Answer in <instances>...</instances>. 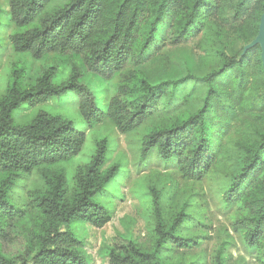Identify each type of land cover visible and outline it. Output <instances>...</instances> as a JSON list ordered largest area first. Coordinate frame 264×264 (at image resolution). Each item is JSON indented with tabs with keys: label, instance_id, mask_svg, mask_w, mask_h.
<instances>
[{
	"label": "trees",
	"instance_id": "1",
	"mask_svg": "<svg viewBox=\"0 0 264 264\" xmlns=\"http://www.w3.org/2000/svg\"><path fill=\"white\" fill-rule=\"evenodd\" d=\"M7 1L13 49L43 66L29 80L13 61L0 92V264H92L72 226L112 220L97 198L125 163L109 138L70 175L86 131L47 111L14 118L69 95L90 128L108 119L134 137L141 161L216 180L234 235L264 264V66L251 45L264 0ZM171 185L145 186L147 234L106 246L109 264H243L233 234L207 247L206 208Z\"/></svg>",
	"mask_w": 264,
	"mask_h": 264
},
{
	"label": "rangeland",
	"instance_id": "2",
	"mask_svg": "<svg viewBox=\"0 0 264 264\" xmlns=\"http://www.w3.org/2000/svg\"><path fill=\"white\" fill-rule=\"evenodd\" d=\"M0 6L3 10L0 16V92L5 89L9 79L10 67L13 61H22L28 66V79L33 80L43 61L34 60L29 54L17 53L9 40V35L14 31L9 12L7 0H0ZM73 95L57 97L52 101L39 104L31 109H23L27 104H23L22 109L14 112V118L17 123H26L40 111H47L53 114H61L72 120L75 127L84 130L87 133V139L81 153L70 162H67V169L70 175L75 170L77 164L88 162L95 150V139L108 137L112 148V160L123 158L125 165L122 172L117 176L115 185L110 187L106 195L100 196L98 202H101L112 214V220L103 228L78 223L72 226L73 231L79 236L86 235V249L92 259V264H109L104 255V249L112 245L116 240L122 237L145 238L146 218L148 211L146 198L143 190L147 184L159 186L163 183L166 187L172 186L178 192L187 190V199L198 203L206 208V224L211 227L208 229L210 235L214 238L211 241L209 249H212L215 243L220 239L233 234L234 245L230 249L233 255V262L243 264H258L252 255H249L244 249L239 235H234L230 227L228 216L222 209L220 200L214 194L216 180L208 179L203 181H188L182 179L176 168L166 167L163 163L154 161L147 163L141 161L140 156L135 155V149L132 144L134 137L128 139L120 133L113 122L105 120L103 123L90 128L84 121L79 110L77 100ZM126 161V162H125ZM127 166V167H126ZM116 178V179H117ZM83 224V225H82Z\"/></svg>",
	"mask_w": 264,
	"mask_h": 264
},
{
	"label": "water",
	"instance_id": "3",
	"mask_svg": "<svg viewBox=\"0 0 264 264\" xmlns=\"http://www.w3.org/2000/svg\"><path fill=\"white\" fill-rule=\"evenodd\" d=\"M255 44H259L261 47L262 60H263V66H264V12L262 14L261 21H260L259 33L251 45H255Z\"/></svg>",
	"mask_w": 264,
	"mask_h": 264
}]
</instances>
